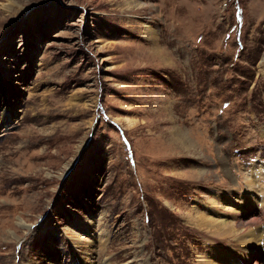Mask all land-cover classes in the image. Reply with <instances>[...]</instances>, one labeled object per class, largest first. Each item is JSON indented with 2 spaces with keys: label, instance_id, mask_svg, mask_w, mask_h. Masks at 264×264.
<instances>
[{
  "label": "rangeland",
  "instance_id": "obj_1",
  "mask_svg": "<svg viewBox=\"0 0 264 264\" xmlns=\"http://www.w3.org/2000/svg\"><path fill=\"white\" fill-rule=\"evenodd\" d=\"M191 209L263 250L264 0H0V264H264Z\"/></svg>",
  "mask_w": 264,
  "mask_h": 264
},
{
  "label": "bare ground",
  "instance_id": "obj_2",
  "mask_svg": "<svg viewBox=\"0 0 264 264\" xmlns=\"http://www.w3.org/2000/svg\"><path fill=\"white\" fill-rule=\"evenodd\" d=\"M182 135H184V134H182ZM178 139H180V138H178ZM184 141H185V139H184ZM189 146H190V144H189ZM253 169L254 168L252 167L251 168V171H253ZM254 174H256V173H254ZM247 183H248L247 185H249L248 186L249 188H253L252 187V186H254L253 184H257L256 183V180H255V183H254L253 181H251V179L249 181H247ZM221 199L222 198L215 197V195H213L211 202L208 203V205L211 206L212 211L215 212L214 214H221V213L231 214L232 212L235 214L234 216H236V215L239 214V213H236V211H234L233 209H231L233 207L232 205L234 204V206H236L237 205V201H238L237 198H236V196L233 193H229V198L228 199H226V200L225 199H222L221 200ZM260 202H262V201H260ZM185 216H187L188 219H190L191 221L193 219L197 220L199 223H196L195 224L196 226L197 225H201V224L207 225V227L209 228L210 232H212V234L215 235V237L216 236H219L220 238H224V237H221V236L222 235L229 236V238H231V239L228 242H226V244H228V245L236 244L235 246L238 247L237 250H239V253L236 254V255H238L237 257L239 259L244 258L246 252L243 249V247L246 246V245H252L254 247L257 246L259 248H256V249H261L262 250V248L260 247L261 245L260 246L258 245L261 242L260 241L261 240V236H260L261 235L260 234L261 232L259 234H257V235H259V239H257L258 242H256L257 240L254 237V234L252 233L253 230L250 229V228H246V227L245 228L244 227H240V223L239 222H236V217H234L233 219H231V220L228 221V220H225V219H222V218H219V217H215V216H210V215L208 216V215L199 214L197 211H194V209H191L190 212L187 213ZM253 222H254V220H253ZM17 225L18 226H21V227H24L25 226L22 222H18ZM222 244H225V243H222ZM263 244H264V242L262 243V245ZM232 246H234V245H232ZM262 251L264 253V247H263V250ZM246 257H248V256L246 255ZM209 260H210V258L208 256H201L200 257V261H201L202 264H222L220 262L219 263L212 262L211 260H210L211 261L210 262ZM259 261H260V259H258V262L254 263V264H263V263H260Z\"/></svg>",
  "mask_w": 264,
  "mask_h": 264
}]
</instances>
